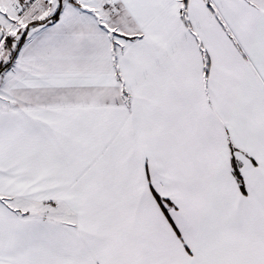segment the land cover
Segmentation results:
<instances>
[{
	"label": "snow or ice",
	"instance_id": "6c2138e0",
	"mask_svg": "<svg viewBox=\"0 0 264 264\" xmlns=\"http://www.w3.org/2000/svg\"><path fill=\"white\" fill-rule=\"evenodd\" d=\"M0 264H264V0H0Z\"/></svg>",
	"mask_w": 264,
	"mask_h": 264
}]
</instances>
